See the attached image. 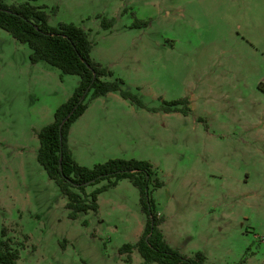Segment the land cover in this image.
Wrapping results in <instances>:
<instances>
[{"label": "rangeland", "instance_id": "obj_1", "mask_svg": "<svg viewBox=\"0 0 264 264\" xmlns=\"http://www.w3.org/2000/svg\"><path fill=\"white\" fill-rule=\"evenodd\" d=\"M2 1L46 7L49 26L88 32L92 61L113 75L102 80H122L146 104L89 95V115L68 134L77 163H150L169 247L204 264H264V0ZM30 56L0 28V239L19 249L17 264H147L122 250L146 227L137 187L118 181L97 212L74 219L38 162V133L80 78Z\"/></svg>", "mask_w": 264, "mask_h": 264}, {"label": "trees", "instance_id": "obj_2", "mask_svg": "<svg viewBox=\"0 0 264 264\" xmlns=\"http://www.w3.org/2000/svg\"><path fill=\"white\" fill-rule=\"evenodd\" d=\"M46 7H36L30 3L8 6L0 0V28L31 50L30 60L33 64L44 62L66 75H76L80 83L73 96L55 112L52 124L44 127L39 133L40 148L38 162L47 172L49 178L68 198L67 208L72 218L90 211H98V195L118 181L128 179L140 190L141 204L146 215V227L141 240L136 246L125 245L123 251L131 253L137 249L145 263L158 264H204L202 253L194 258L181 255L169 247L160 229L163 219L156 213V205L149 197L148 190L154 174L152 165L139 160H111L98 164L94 168L80 166L68 148V134L71 125L87 110L86 100L117 93L123 99L141 108L146 104L131 91L123 88V81L102 78L113 77L105 66L91 59L93 43L88 32L74 24H60L57 28L48 24L49 16ZM113 20L106 23L111 28ZM186 103V100L171 102V105ZM62 166V168L60 167ZM114 180L102 189L92 193L86 192L87 186H94L102 180ZM156 181L154 187H162ZM0 239V264H17L20 253L11 239ZM242 264V263H240Z\"/></svg>", "mask_w": 264, "mask_h": 264}, {"label": "crops", "instance_id": "obj_3", "mask_svg": "<svg viewBox=\"0 0 264 264\" xmlns=\"http://www.w3.org/2000/svg\"><path fill=\"white\" fill-rule=\"evenodd\" d=\"M111 94V93H110ZM107 96V95H106ZM90 109H91V106L88 104V108H87V110L85 111V113L80 117L81 119H83L84 117H87L88 115H89V112H90ZM72 131H71V134H70V136H69V139H70V149H71V151H72V156H73V158H74V160L76 161V162H78V156L76 155V146L74 145V140H73V138H72ZM85 136H83V138H84ZM89 194V193H88Z\"/></svg>", "mask_w": 264, "mask_h": 264}, {"label": "water", "instance_id": "obj_4", "mask_svg": "<svg viewBox=\"0 0 264 264\" xmlns=\"http://www.w3.org/2000/svg\"><path fill=\"white\" fill-rule=\"evenodd\" d=\"M60 167L62 168V166L60 165Z\"/></svg>", "mask_w": 264, "mask_h": 264}]
</instances>
